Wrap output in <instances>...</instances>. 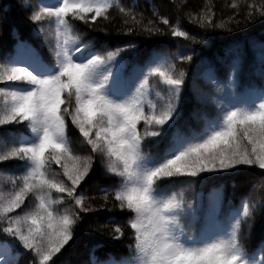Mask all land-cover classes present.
I'll list each match as a JSON object with an SVG mask.
<instances>
[{
  "label": "snow or ice",
  "instance_id": "1",
  "mask_svg": "<svg viewBox=\"0 0 264 264\" xmlns=\"http://www.w3.org/2000/svg\"><path fill=\"white\" fill-rule=\"evenodd\" d=\"M241 3L245 28L264 24V0H232L236 11L226 20H214L210 5L189 14L204 30L199 35L155 9L164 27L145 24L143 12L122 0H9L0 7V32L13 41L0 48V163L18 161V170L0 168L11 185L0 189V264L26 256L27 264H57L78 231L91 235V225L80 229L82 213L97 210L83 193L89 182L103 193L99 208L111 211V198L125 214L108 216L97 231L112 225L111 240L120 241L128 230L131 242L119 250L94 239L84 264H264V236L249 246L258 222L264 232V31L227 38L223 55L201 56L191 75L184 67L199 55L193 45L211 47L208 33L240 28ZM14 8L39 45L8 22ZM113 10L124 35L189 43H177L175 52L149 49L130 62L139 55L135 41L98 47L74 23L112 22ZM222 94L233 102H218ZM69 120L83 151L68 136ZM251 168L260 173L238 203L223 180L207 199L200 195L201 185Z\"/></svg>",
  "mask_w": 264,
  "mask_h": 264
},
{
  "label": "trees",
  "instance_id": "2",
  "mask_svg": "<svg viewBox=\"0 0 264 264\" xmlns=\"http://www.w3.org/2000/svg\"><path fill=\"white\" fill-rule=\"evenodd\" d=\"M122 2L133 8L137 13L143 12L144 14V23L146 24L149 19H153L160 27H164L160 24L158 17L152 15L153 10H158L161 15L168 16L173 23H176L177 17L183 23L185 30L189 31L191 35H199L204 32L198 25L189 21V14H199L202 9H205L207 6H211L214 12V20H226L228 17H231L236 11L230 5L232 0H122ZM9 3V0H0V7H4ZM241 14L236 17L241 21L240 28L232 33L222 32L217 30L216 32L208 33V36L211 37V47H206L204 44H196L192 47L196 48L199 52V55L194 56V62L186 63L184 67L189 71L190 75L195 73L196 66L200 61L201 56H207L212 58L216 53L223 55V45L229 43L230 40L227 38H238L244 34H247L249 37L258 38L261 35V32L264 31V24L256 23L249 26L248 28L244 27L243 21V12L245 11L244 4L240 5ZM115 19L112 22L105 21L101 18H98V22L89 21V24H92L93 27L84 24L82 21H74L79 25L82 31H86L89 36H94L97 38V46H102L105 42L110 48H115L116 46H123L129 41H135L139 46V55L146 56L149 49H159L165 53L175 52L177 43H189L183 41L182 38H172L170 35L165 36H153L149 37L147 35L139 36H128L123 34V24L121 22V17L117 11L113 10L110 13ZM9 23H15L21 33V36L25 39L32 40L36 45H39V42L34 39L31 35V25H29L24 19L23 14L16 10L15 8L9 13L8 16ZM235 28V24L230 25ZM102 27H107V33L100 31ZM224 37L225 39H220ZM13 41L11 37L7 35L6 29L3 32H0V48L8 47L11 48ZM43 51V50H42ZM45 53V52H44ZM187 54V53H185ZM45 55H47L45 53ZM133 56H130L132 60ZM179 64V61H177ZM203 81H200L202 85ZM202 87V86H201ZM209 93L212 94V89L210 86L202 87ZM190 95V93H189ZM220 102V98H217ZM192 105L186 104L184 108L185 115L187 116ZM209 109L212 110V106L209 105ZM69 124V122H68ZM68 135L72 138H76V132L73 130L71 125L68 127ZM260 170L258 168L249 169L244 175L236 177H219L215 181L208 182L201 185L199 188L200 192L203 193V196L208 195V193L215 187L220 180L225 182V188L228 195L235 193L233 199L238 203L240 197L248 192L250 178L258 177ZM235 180L236 188L231 187V181ZM101 183H105L101 181ZM111 186V182L107 184ZM79 190V189H78ZM261 189L258 187L255 192L251 193L252 195H257ZM83 193L87 197L86 203L97 206V210L84 214V222L80 225V229L88 228L91 225V235L87 234L84 231H78L75 243L71 247L67 248V251L63 252V255L58 254L59 259L57 264H84V261L88 259V250L89 246L92 244L94 239L103 240L110 243L115 249L123 250L127 244L131 241L129 239L130 233L126 230L125 238L120 241H112L109 233L111 232L112 225H108L105 228L99 229L97 231L99 224H104L108 216H114L118 220H123L125 214L122 213L118 208L112 207V199H109L108 208H111V211H108L107 208H99V205L103 204L102 199L103 193L100 191L99 187L94 182H89L87 185L83 186ZM264 236L262 232L261 223L258 222L255 230L253 231L252 238L249 246L255 245L261 238ZM30 256H26L24 260L21 261V264H27V261L30 260ZM56 259V258H54Z\"/></svg>",
  "mask_w": 264,
  "mask_h": 264
},
{
  "label": "rangeland",
  "instance_id": "3",
  "mask_svg": "<svg viewBox=\"0 0 264 264\" xmlns=\"http://www.w3.org/2000/svg\"><path fill=\"white\" fill-rule=\"evenodd\" d=\"M35 39V38H34ZM38 42H39V44H40V40L39 39H36ZM46 54H47V50L46 49H42ZM141 57H133L132 58V60L130 59V56L128 57V60L131 62V61H134V59H140ZM129 66H131V65H129ZM202 87H205L206 89H207V87H208V85H205V84H203L202 83V85H201ZM218 98H220V102L221 103H229V102H233V101H231V98L229 97V96H227V95H220V96H218ZM69 122V124L71 125V121L69 120L68 121ZM6 127H8V128H12V127H14V126H12V125H9V126H6ZM15 127H19L18 125L17 126H15ZM71 127L73 128V130L76 132V138H72L70 135H68L69 137H70V139H72L73 140V142H74V147L75 148H77L78 150H81V151H83V149H81L80 148V144L77 142V141H79L80 139H82L81 137H80V134H79V131H78V129H76L75 128V126H73V125H71ZM0 131H3V129H0ZM17 164H18V161H16V160H9V161H6V162H3V163H0V168H6V169H10V170H18L17 169ZM99 166V165H98ZM56 166L54 165V168H55ZM165 183L167 182V181H164ZM10 183H7V182H5V178H4V176L3 175H0V189H2V190H4V191H7L9 188H10ZM200 190V189H199ZM199 193H200V195H202L203 196V193L202 192H200L199 191ZM205 199H207V195H205V196H203ZM69 203H70V201L69 202H66L62 207H68L69 206ZM17 211H19V210H17ZM203 226V222L202 221H198L197 223H196V225H195V227H196V229H199L200 227H202ZM256 258H257V260H259V259H261L262 257H261V253L260 252H257L256 253Z\"/></svg>",
  "mask_w": 264,
  "mask_h": 264
}]
</instances>
